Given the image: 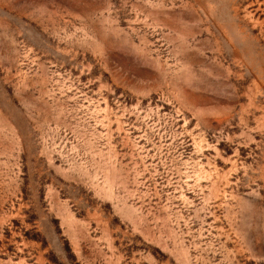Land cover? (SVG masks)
I'll return each mask as SVG.
<instances>
[{"label":"rangeland","instance_id":"374dc122","mask_svg":"<svg viewBox=\"0 0 264 264\" xmlns=\"http://www.w3.org/2000/svg\"><path fill=\"white\" fill-rule=\"evenodd\" d=\"M0 264H264V0H0Z\"/></svg>","mask_w":264,"mask_h":264}]
</instances>
